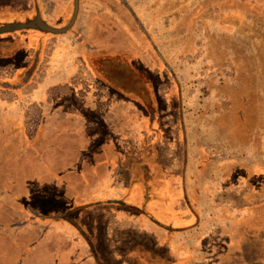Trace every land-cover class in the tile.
Listing matches in <instances>:
<instances>
[{"label":"crops","instance_id":"1","mask_svg":"<svg viewBox=\"0 0 264 264\" xmlns=\"http://www.w3.org/2000/svg\"><path fill=\"white\" fill-rule=\"evenodd\" d=\"M104 7V0H0V28L18 23L0 31V218L11 217L0 220V264H194L187 239L203 222L193 186L199 174L191 180L185 160L160 161L167 130L136 101L99 96L131 91L127 72L107 63L119 46L106 33L115 29ZM37 20L52 29L20 30ZM109 116L134 129L111 126ZM185 133L176 132L183 149ZM48 186L62 188L61 198H44ZM36 199L47 209L32 205Z\"/></svg>","mask_w":264,"mask_h":264},{"label":"rangeland","instance_id":"2","mask_svg":"<svg viewBox=\"0 0 264 264\" xmlns=\"http://www.w3.org/2000/svg\"><path fill=\"white\" fill-rule=\"evenodd\" d=\"M120 3L121 17L136 18L150 49L162 60L171 130L184 127L187 135L185 152L175 143L165 144L162 156L178 166L190 162L191 180L199 174L192 185L202 194L203 222L189 235L187 254L194 264H264V0ZM17 24L5 23L0 31ZM118 109L123 118V105ZM108 123L128 133L134 129L111 116ZM101 133L106 137L107 127ZM43 190L48 193L44 198H61L62 188L58 195L52 186ZM31 204L48 207L40 199ZM150 211L157 213L151 204Z\"/></svg>","mask_w":264,"mask_h":264},{"label":"flooded vegetation","instance_id":"3","mask_svg":"<svg viewBox=\"0 0 264 264\" xmlns=\"http://www.w3.org/2000/svg\"><path fill=\"white\" fill-rule=\"evenodd\" d=\"M104 2L105 7L102 11L105 13V19L106 21L108 20L109 24H112V27L115 29V33H106L108 35L113 34V42L119 46L117 47L119 49H115L114 53L107 57V63L110 67V70L114 71L115 74L127 72L129 77L128 86L131 91L129 95H125L123 93L116 94L110 91H98V93H103H99V96L104 95L105 97H108L109 100L114 98L116 100H120L123 103L128 101H136L134 103L140 110L141 115L145 114L149 121L152 117H155L157 121L155 126L159 129L161 128L167 130L165 134H167V138H169V145L172 146L175 143L178 145V147H182L179 139L177 140L178 135H176L177 130H180L181 128H176L173 129L174 131H172L168 121V114H170L169 112L171 110V105L169 104L167 95L168 88L166 92L162 89V84L164 83V70H162L161 58L150 49L151 43L148 42L143 31H141V29L137 26L136 18H133V16L130 15V17H121V13L124 11L121 3H119V5H114L110 0H104ZM107 9L111 10L109 15L106 13ZM112 20L114 23H112ZM19 25L21 27L20 30L26 28V26L33 27L35 25H39V30H42V27H45L46 29H52L46 26L42 21L39 22V20L35 22L22 23ZM141 43H143V45ZM127 48L134 49L136 51L137 49H140L138 52H141L140 56L142 58L136 56L137 53L126 50ZM97 79L98 82L96 85L99 84L98 86H104L101 82L103 79L102 76L97 75ZM119 85L120 84H118V86ZM88 114L90 117H93L92 113ZM96 129L97 128H95L94 131H96ZM103 139L106 138L103 137ZM164 145L165 144L157 146L159 152H161L160 161L165 166H169L172 164V161H168L166 160V157L162 156V148ZM130 146L132 150L137 148V144H134L133 142ZM182 150V152H184L183 147ZM54 193H56V190Z\"/></svg>","mask_w":264,"mask_h":264}]
</instances>
